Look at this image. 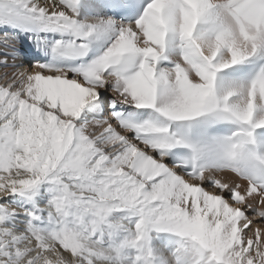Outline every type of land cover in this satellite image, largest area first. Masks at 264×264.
Listing matches in <instances>:
<instances>
[{
  "label": "snow or ice",
  "instance_id": "1",
  "mask_svg": "<svg viewBox=\"0 0 264 264\" xmlns=\"http://www.w3.org/2000/svg\"><path fill=\"white\" fill-rule=\"evenodd\" d=\"M0 69V264H264V0H0Z\"/></svg>",
  "mask_w": 264,
  "mask_h": 264
},
{
  "label": "bare ground",
  "instance_id": "2",
  "mask_svg": "<svg viewBox=\"0 0 264 264\" xmlns=\"http://www.w3.org/2000/svg\"><path fill=\"white\" fill-rule=\"evenodd\" d=\"M20 50L22 52V57L23 59L26 57V56H30V60L33 61L34 59H38L39 57L37 56L36 52L34 51V49L32 48V46L29 44L28 41L26 40H22L20 45ZM23 59H22V63L24 65H29V64H26V61L23 62ZM31 64V63H30ZM0 71H3V69H0ZM257 226H259L257 224Z\"/></svg>",
  "mask_w": 264,
  "mask_h": 264
},
{
  "label": "rangeland",
  "instance_id": "3",
  "mask_svg": "<svg viewBox=\"0 0 264 264\" xmlns=\"http://www.w3.org/2000/svg\"><path fill=\"white\" fill-rule=\"evenodd\" d=\"M26 61V64H29V65H31L30 63L32 62L31 60H30V56H26L24 59H23V62H25ZM109 95H110V93H109ZM249 215H250V217H252V213H249ZM257 224L259 225V226H261V227H264V221H259V220H257Z\"/></svg>",
  "mask_w": 264,
  "mask_h": 264
}]
</instances>
